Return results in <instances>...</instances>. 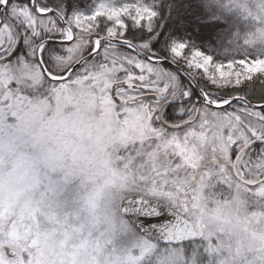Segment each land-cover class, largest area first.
<instances>
[{"label":"snow or ice","instance_id":"1","mask_svg":"<svg viewBox=\"0 0 264 264\" xmlns=\"http://www.w3.org/2000/svg\"><path fill=\"white\" fill-rule=\"evenodd\" d=\"M79 3L0 0V264H264V37L225 64L160 0Z\"/></svg>","mask_w":264,"mask_h":264},{"label":"trees","instance_id":"2","mask_svg":"<svg viewBox=\"0 0 264 264\" xmlns=\"http://www.w3.org/2000/svg\"><path fill=\"white\" fill-rule=\"evenodd\" d=\"M99 2L101 0H80L79 6L81 10L90 13ZM105 2L124 3L135 0H105ZM145 2L151 3L153 0H145ZM157 10L160 12L162 34L170 37L172 41L185 43L213 56L214 61L223 60L225 64L227 59L224 55L239 45L250 28L248 18L231 5L229 0H160ZM98 21L101 22V28L111 25V22L103 17H98ZM125 22L131 24L127 19ZM137 31L130 29L126 35H135ZM241 56L242 50L241 55L236 58L239 59ZM165 66L172 68L166 64ZM181 66L187 70L185 65ZM195 72L200 74L198 70ZM180 76L182 81L189 82L181 73ZM254 83L257 88L261 86L255 77Z\"/></svg>","mask_w":264,"mask_h":264},{"label":"clouds","instance_id":"3","mask_svg":"<svg viewBox=\"0 0 264 264\" xmlns=\"http://www.w3.org/2000/svg\"><path fill=\"white\" fill-rule=\"evenodd\" d=\"M229 3L243 16L247 17L250 23V28L244 34L243 39H254L257 35L264 37V8L260 7V5H264V0H229ZM261 47H264V44ZM65 115H70V113H65ZM19 191L20 186L18 184L6 179L3 186L0 187V196L7 200L10 197H14Z\"/></svg>","mask_w":264,"mask_h":264},{"label":"water","instance_id":"4","mask_svg":"<svg viewBox=\"0 0 264 264\" xmlns=\"http://www.w3.org/2000/svg\"><path fill=\"white\" fill-rule=\"evenodd\" d=\"M164 64H166V65H168V66H170V67H172L173 69L176 70V67H177V66L171 64L169 61H165ZM181 74L189 80V77H188V76H185V75L183 74V72H181ZM193 87H194L195 90L198 91V89L196 88L195 85H193ZM151 222H160V223H163V221H158V220H156V219H153Z\"/></svg>","mask_w":264,"mask_h":264},{"label":"rangeland","instance_id":"5","mask_svg":"<svg viewBox=\"0 0 264 264\" xmlns=\"http://www.w3.org/2000/svg\"><path fill=\"white\" fill-rule=\"evenodd\" d=\"M192 71H196L195 69H193ZM185 82V81H184ZM185 83H188V82H185Z\"/></svg>","mask_w":264,"mask_h":264}]
</instances>
